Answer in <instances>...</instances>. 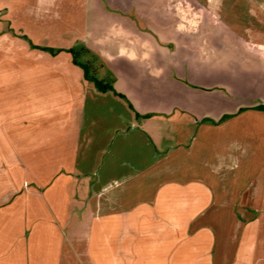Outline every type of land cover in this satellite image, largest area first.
<instances>
[{
    "label": "crops",
    "instance_id": "crops-1",
    "mask_svg": "<svg viewBox=\"0 0 264 264\" xmlns=\"http://www.w3.org/2000/svg\"><path fill=\"white\" fill-rule=\"evenodd\" d=\"M37 1L28 12L43 13L50 5ZM113 1L182 31L193 21L188 17L194 13L193 0ZM127 24L136 28L130 20ZM173 31L165 32L164 43L144 37V55L134 43H122L118 54L105 49L116 88L133 107L112 91H99L60 41L53 47L62 52L26 49L24 71L16 73V102L0 104L6 111L0 116V264H264V172L235 186V171L249 153L240 140L218 141L212 149L198 146L196 163L203 175L217 176L214 180L200 175L133 188L128 184L146 175L184 172L201 123L219 124L223 116L244 109L234 101L236 89L216 93L211 84L190 79L204 67L218 75L226 72L225 65H215L208 47L231 44L224 38L210 43L182 37L185 31L176 40ZM1 35L0 48L19 44L9 33L6 39ZM262 41L251 39V45L264 46ZM163 71L172 80L169 93L160 82ZM89 92L92 127L103 123L98 113L115 110L99 102L100 96L119 100L125 113L118 114L117 124L104 121V132L111 136L105 156L95 170L84 171ZM211 98L217 102L211 104ZM211 111L222 112L211 118ZM148 112L153 115L143 116ZM92 127L90 150L97 134Z\"/></svg>",
    "mask_w": 264,
    "mask_h": 264
},
{
    "label": "rangeland",
    "instance_id": "rangeland-1",
    "mask_svg": "<svg viewBox=\"0 0 264 264\" xmlns=\"http://www.w3.org/2000/svg\"><path fill=\"white\" fill-rule=\"evenodd\" d=\"M47 1H50V5L47 8L44 7L46 9L43 13L42 11L30 13L31 10L30 12L27 10L32 7V4H36L37 0H0L2 39H6L7 33H9L19 43L8 42L7 45L3 44L0 48V104L16 102L15 97L18 96L13 93L17 84L16 73L18 69L24 71L23 66L25 64L22 59L26 55V49H40L37 44L41 42H48L47 44H50L48 46L53 47L60 41L61 48H64L62 50L74 56L70 51L72 49L76 54L77 64L80 65L84 73V66H86L91 75L96 76L99 80L110 82L113 90L108 91H112L126 101L128 100L127 102L133 107L127 95L116 88L119 86L116 76L112 75V71L103 58L106 48L111 53L118 54L122 49L120 46L122 43H134L135 48L140 49L144 55L145 50L148 49L145 45L140 46L143 44L144 37H155L158 43H164L168 40L165 38V32L170 33L173 30L176 40L181 37L184 31L185 34L182 37L189 35L190 38H200L210 43H213V40L224 38V43L231 45H216L215 42L214 45L210 44L208 48L211 57L215 58V65H225L227 71L218 75L213 69L211 71L209 67H204L201 75L193 72L190 79L203 82L205 85L211 84L210 90L213 92L227 91L231 93V90L236 89L237 94H232V96L236 97L234 100L236 104L238 102L244 104V109L236 115H227L225 120L223 119L219 124L207 121L201 123L202 127L197 133V143L192 150L191 159L183 161L185 164L184 172L170 175H146V180L140 178V180L137 179L128 184L133 188L143 184L148 186L153 182L170 177L188 179L200 175L208 177L209 180L213 179L217 176L201 173L196 163V153L201 143L208 144L209 149H212L218 141L240 140L245 147L242 149L249 152L247 156H244L241 168L235 171V174L238 173V177L234 180L235 186L246 185L253 176L264 172V109L251 107L252 103L264 105V46L251 45V39H261L264 42V0H200L204 5L203 10L198 4L199 0H193L194 13L188 14L190 19L193 18V21L189 24L190 28L184 31L176 25H170L163 19H157L156 15L134 13L113 0ZM191 1L189 0V2ZM208 1H210V5ZM203 17L205 18L203 19ZM129 20L135 23L136 28L127 27ZM170 27H173L172 30ZM32 40L37 44H34ZM105 43L106 45H104ZM107 43L108 47H106ZM21 47L25 49L22 50ZM42 50L45 49L42 48ZM45 51L48 52V50ZM253 56H256V61H252ZM14 57H18L21 61H14ZM148 64L152 63L146 62V65ZM145 72L150 73L148 70ZM108 74L110 79H106ZM166 75V72L163 71L160 82L163 91L169 93L172 80H168L169 77L167 78ZM220 76L221 79H218ZM210 81L215 84L209 83ZM90 101L91 93L89 92L81 152V161L85 163L84 171L95 170L105 156L111 136L104 132L106 126L104 121L113 120L114 124H117L118 114L120 112L125 113V109L119 104V100L117 102L111 97L105 99L100 96L99 102H108V106L114 105L115 110L107 114L98 113L96 117L103 120V123L92 127ZM213 102L217 101L211 98L210 103ZM103 105L106 107L105 104ZM219 107L222 108L223 106L220 105ZM218 113L211 111L209 115L214 118L219 116ZM5 114L6 111L0 110V116L5 117ZM146 114L149 112L143 116ZM91 127L94 128L93 130H97V134L90 150L91 135L89 137V134ZM227 144L221 145V150L226 149ZM146 148L147 151H150L154 149V144L150 148L149 146ZM145 160L148 164L149 159L146 158ZM162 162L164 164V158ZM188 164L190 165L188 166ZM145 191L143 196H149L150 189L146 193Z\"/></svg>",
    "mask_w": 264,
    "mask_h": 264
},
{
    "label": "trees",
    "instance_id": "trees-1",
    "mask_svg": "<svg viewBox=\"0 0 264 264\" xmlns=\"http://www.w3.org/2000/svg\"><path fill=\"white\" fill-rule=\"evenodd\" d=\"M37 46V45H35ZM39 48H43L45 50H48L50 51L51 53H56V52H59L61 51L60 49H55L53 47H49V46H37ZM70 51L73 53V59H74V62L78 63V60H77V57H76V54H74L75 52L70 49ZM84 69H85V78L88 80V81H92L94 82L96 88L99 90V91H108V90H113V86L112 84H110V82H106V81H102V80H99L96 76L94 75H91L87 69L86 66H84ZM257 108L259 109H264V105H259L257 106ZM153 114L152 113H149V114H146L145 117H151ZM225 117H227V115H225ZM223 117V118H225Z\"/></svg>",
    "mask_w": 264,
    "mask_h": 264
}]
</instances>
